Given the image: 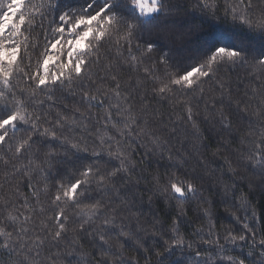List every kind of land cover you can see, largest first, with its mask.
<instances>
[{
    "label": "trees",
    "instance_id": "trees-1",
    "mask_svg": "<svg viewBox=\"0 0 264 264\" xmlns=\"http://www.w3.org/2000/svg\"><path fill=\"white\" fill-rule=\"evenodd\" d=\"M0 3L6 5L7 0H0ZM216 3L221 10L214 17L200 10V0H168L165 8H171V13L139 33L145 42L139 55L145 63L140 65L139 71L130 67L126 50L120 55L111 45L108 51L102 49L100 64L111 66L112 71L106 73L99 65H94L90 70L91 81L84 83L97 99H105L103 107L86 106L81 101L79 84L75 88L57 91L52 100H48L45 94L37 93L34 107L47 114L49 120L57 114L67 116L66 128L70 131H60L67 137L81 141L89 151L85 153L81 150L72 155L74 150L69 143L55 148H44L37 144L26 157L19 160L13 157L7 165L0 160V228L13 232L10 243L20 240V243L33 249L32 253L27 254L26 264H85L86 261L97 264V259L101 258L98 237L97 241L93 240L101 221L84 224L83 227L88 231H81V218L76 209L69 210L68 230L64 234L66 238L53 240L56 221L51 200L58 176L66 182L80 179L77 169L81 163L87 166L95 159L92 149L99 142L98 133L105 137L117 135V129L111 125L107 130L103 127V118L109 105L117 103L121 112L129 109L137 118L139 123L136 132L139 135L133 133L127 138L129 143L125 147L132 161L129 172L122 174L123 179L115 187L108 185L110 191L107 194L91 193L101 196L105 205L119 213L116 216L117 227L110 229L112 238L105 247L111 246L113 252H122L125 262L156 264L155 253L166 246L164 241L173 235L172 226L178 221L181 237L185 244L191 243L192 248L176 249L175 254L169 256V264H191L197 251L211 257L210 264H221L217 260L218 250L214 245L205 244L204 239H214L217 234L222 238L226 231L238 232L242 221L238 222L235 218L245 217L246 212L247 223L255 229L257 240L264 238V181L259 175H253V171L259 172L260 169L252 168L247 161L240 162L241 150L247 152L253 147L241 141L258 139V136L248 133L250 126L253 131L259 127L258 117L254 113L264 109V68L254 60L242 67H225L212 81L202 86V92L179 97V102L176 97L171 100L154 98L151 80L143 79L145 67L156 69L158 74L190 67L196 59L201 58L198 51L201 38L209 32L214 36L230 34L237 42H251L255 49L253 55H258L264 43L257 34L240 26L233 27L231 20L225 23L224 0H216ZM260 8H264V3L254 0V11L258 13ZM149 41H156L159 47H167L170 51L171 63L167 68L158 63L159 47L150 54L144 51ZM133 54H136L135 50ZM112 75L120 82L119 98L114 95L117 81L111 79ZM217 80L226 85L222 90L223 95L218 90ZM17 83L22 90L25 89L23 82ZM39 101L44 103L41 105ZM187 105L193 109L194 122L184 118ZM238 105L241 109L247 105V111L241 110L237 114ZM221 110L230 117V127L221 123ZM111 111L116 113V108L112 107ZM89 116L91 121L87 129L74 127L71 123L72 117L80 120ZM114 119H123V116H114ZM23 136L25 133L22 130L17 131L10 143ZM45 143L60 145L61 141ZM5 152L6 148L0 152V156L5 159L12 156V153L5 155ZM49 152L55 153L51 164H41ZM29 159L35 164L26 168ZM108 159L105 153L102 160ZM73 163L76 168L71 167ZM112 163L118 162L113 160ZM94 167L106 172L110 165L101 162ZM65 171L70 175H63ZM170 182L184 185L191 182L196 187V195L183 203L173 199L170 192L166 197L162 189L169 186ZM91 187L95 189V184ZM25 201L28 207L24 206ZM41 208L43 211H40ZM253 210L256 213L255 220L251 218ZM9 213L18 216L15 223L7 219ZM24 216H30L31 219L25 222ZM121 225L126 226V231L141 237L142 245L119 237ZM210 225L212 237H208ZM21 227L27 228V233L20 232ZM3 241L4 237H0V244ZM41 241L40 255L35 256V245ZM25 255L24 252L16 255L0 248V264H16L25 260ZM223 255L243 259L245 264H264L260 246L257 243L253 247L251 241L243 247L229 246ZM107 259L109 264H117L113 257ZM222 264L230 262L225 258Z\"/></svg>",
    "mask_w": 264,
    "mask_h": 264
},
{
    "label": "snow or ice",
    "instance_id": "snow-or-ice-1",
    "mask_svg": "<svg viewBox=\"0 0 264 264\" xmlns=\"http://www.w3.org/2000/svg\"><path fill=\"white\" fill-rule=\"evenodd\" d=\"M167 2L168 0H7L6 5L0 3V152L6 148L5 155L12 153L8 159L0 156V160L7 165L13 157L17 160L26 157L37 144L44 148H55L69 143L74 150L72 155H76L81 150L87 153L89 150L86 145L65 136L60 131L61 129L70 131L66 128L69 119L67 116L57 114L49 120L47 114L34 107L37 103V93L45 94L48 100H52L57 91L75 88L79 84L81 101L86 106L103 107L105 99H97L84 83L91 81L90 70L94 65H99L106 73L112 71L111 66L105 67L100 64L101 50H110L109 45L115 47L120 55L126 50L129 53L130 67L139 71L140 65L145 63L139 58L141 47L145 44L139 33L171 13V8L167 10L165 8ZM257 3H264V0H257ZM224 4L225 23L231 20L233 27L240 26L251 33H256L264 43V8H260L258 13L254 11V0H224ZM198 6L201 11L211 13L214 17L221 10L216 0H200ZM158 47L156 41H149L144 51L150 54ZM133 50L136 54H133ZM198 51L201 58L196 59L190 67L182 71H164L158 74L154 68L143 69V79L151 80V92L154 98L171 100L176 97L179 102V97H187L197 91L202 92V86L212 81L213 77L225 67H242L254 60L264 68V47L258 55H253L255 49L251 46V42H237L230 34L214 36L209 32L201 38ZM159 52L158 63L167 68L171 63L170 51L167 47H159ZM111 79L117 81L114 85V95L119 98L120 82L115 75H112ZM17 81L23 82L25 89L22 90ZM217 84L218 90L223 95L222 90L226 85L219 80ZM39 103L42 105L44 101ZM112 107L116 108V113L111 111ZM220 107L223 108V101ZM247 107L245 105L241 109L238 105L237 114L241 110L246 112ZM186 109L184 118L194 122L191 105H187ZM254 114L258 117L259 127L253 131L250 126L248 134L258 136V139L241 141L242 144H252L253 147L247 152L241 150L240 162L247 161L252 168L260 169L259 172L253 171V175H259L264 181V109ZM114 116H123V119H114ZM220 117L225 127L231 126L230 117L225 115L223 110L220 111ZM90 121V116L80 120L75 117L71 119L74 127L79 126L82 129H87ZM103 121L104 129L107 130L111 125L117 129V135L105 137L98 133L99 142L92 149V156L95 159L87 166L81 163L80 168L77 169L81 178L75 181L69 179L66 182L58 176V183L54 184L55 193L51 203L54 205L52 210L56 230L52 233V238L54 241L66 238L64 234L68 230L69 210L76 209L77 215L81 218V231H88L83 227L84 224L101 221V226L93 235L94 241H97L98 237V247L101 252L97 264H109L107 259L109 256L113 257L117 264H131L130 261H124L122 252H113L111 246L105 247L112 238L110 229L117 227L116 216L119 213L116 209L105 205L101 196H93L91 193L96 191L107 194L110 191L107 186L115 187L123 179L122 174L129 172L132 161L125 146L129 143L127 138L133 133L139 135L136 132L139 121L129 109L121 112L118 103L109 105ZM23 125L27 127L21 128ZM21 130L25 136L10 143L14 140L17 131ZM57 140L61 141L60 145L45 143V141ZM132 142L135 143L134 140ZM105 153L109 157L107 161L102 160ZM54 155V152L47 153V159L41 161V164H51ZM113 160L118 163H112ZM101 162L110 165L106 172L94 167L96 163ZM34 164L35 162L29 159L26 168ZM71 167L76 168V164L73 163ZM63 175L70 174L65 171ZM92 184H95V189L91 187ZM169 192L173 199L183 203L190 196L196 195V187L191 182L186 185L170 182L169 186L162 189L166 197ZM33 195H36L35 190ZM24 206L28 207L27 201ZM40 211L43 209L41 208ZM255 216L253 210L251 218L255 220ZM7 219L15 223L18 216L9 213ZM30 219V216H24L25 222ZM235 219L238 222L242 221V227L238 232L226 231L222 238L217 234L214 239H204L205 244L214 245L218 250L217 260L221 264L225 258L230 264H245L243 259L225 257L223 253L228 251L229 246L243 247L249 241L252 242L253 247L258 243L261 255L264 256V238L257 240L255 229L247 223V212L245 217ZM125 228L126 226H120L118 236L142 245V238L132 231H126ZM27 231L25 227L20 229L23 233ZM172 231L173 235L164 241L166 246H162V250L155 253L156 264H169V256L174 255L176 249L192 248V244H185L181 237L178 221L173 224ZM12 236L13 232H6L4 228H0V237H4L0 248L16 255L24 252L25 260H20L16 264H26L27 254L32 253L33 249L27 244L20 243V240L10 243ZM212 236L210 225L208 237ZM20 239L22 240L23 237ZM42 244L43 241L35 245V256L40 255L39 248ZM211 259L197 251L191 264H210ZM85 264L91 262L86 261Z\"/></svg>",
    "mask_w": 264,
    "mask_h": 264
}]
</instances>
